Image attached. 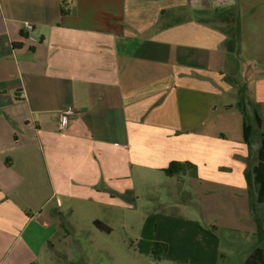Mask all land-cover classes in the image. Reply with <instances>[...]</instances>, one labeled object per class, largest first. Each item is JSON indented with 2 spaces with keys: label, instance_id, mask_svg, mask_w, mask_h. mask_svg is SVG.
Returning a JSON list of instances; mask_svg holds the SVG:
<instances>
[{
  "label": "crops",
  "instance_id": "obj_1",
  "mask_svg": "<svg viewBox=\"0 0 264 264\" xmlns=\"http://www.w3.org/2000/svg\"><path fill=\"white\" fill-rule=\"evenodd\" d=\"M255 115L264 0H0V264H53L46 230L63 226L45 208L112 213L158 184L171 194L172 162L251 230L264 206L244 175L264 139Z\"/></svg>",
  "mask_w": 264,
  "mask_h": 264
},
{
  "label": "rangeland",
  "instance_id": "obj_2",
  "mask_svg": "<svg viewBox=\"0 0 264 264\" xmlns=\"http://www.w3.org/2000/svg\"><path fill=\"white\" fill-rule=\"evenodd\" d=\"M188 172L178 174L182 182L171 194L170 184H158L152 194L142 193L129 203L132 208L117 212L98 208L87 215L86 207L80 205L71 215L57 214L53 206L45 208L42 217H54L63 226L46 230L47 253L53 264H243L255 248L264 250V233L259 236L256 223L248 231L227 225L232 199L227 194L201 196L190 185ZM208 204L215 210L208 212ZM164 216L169 227L161 226ZM93 218L113 226L110 233L92 225ZM256 219L264 232V206L257 209ZM119 222L127 226L120 227ZM190 222L193 227H187ZM154 241L167 245L165 256L152 255Z\"/></svg>",
  "mask_w": 264,
  "mask_h": 264
},
{
  "label": "trees",
  "instance_id": "obj_3",
  "mask_svg": "<svg viewBox=\"0 0 264 264\" xmlns=\"http://www.w3.org/2000/svg\"><path fill=\"white\" fill-rule=\"evenodd\" d=\"M239 101L237 103V107L243 115V118H246L245 110H244V89H239L238 92ZM256 126L264 130V121L260 119L257 115L254 117ZM257 162L256 164L247 169L244 173L245 181L248 187L249 192L252 188H255V203L258 205H264V139L261 141L260 148L257 152ZM194 171L195 168L193 165L189 163H179L172 162L169 166L164 170L167 175L173 176L178 175L184 171ZM257 225V233L259 236H263V228L258 219L255 220ZM93 225L106 233H110V228L106 227L100 221H94ZM151 253L155 258H160L166 255L167 253V245L161 242L154 241L151 248ZM243 264H264V250L263 248L257 247L254 251L248 256L246 261Z\"/></svg>",
  "mask_w": 264,
  "mask_h": 264
},
{
  "label": "built area",
  "instance_id": "obj_4",
  "mask_svg": "<svg viewBox=\"0 0 264 264\" xmlns=\"http://www.w3.org/2000/svg\"><path fill=\"white\" fill-rule=\"evenodd\" d=\"M24 29L26 31L33 30V26L30 23H24ZM75 115V111L72 107H66L59 111V123L61 129H65L68 124L69 118L73 117Z\"/></svg>",
  "mask_w": 264,
  "mask_h": 264
}]
</instances>
